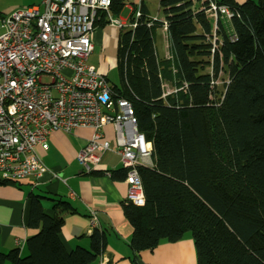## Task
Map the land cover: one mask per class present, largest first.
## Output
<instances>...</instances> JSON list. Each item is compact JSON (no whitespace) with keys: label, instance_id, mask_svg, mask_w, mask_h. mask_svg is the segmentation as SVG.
<instances>
[{"label":"trees","instance_id":"trees-1","mask_svg":"<svg viewBox=\"0 0 264 264\" xmlns=\"http://www.w3.org/2000/svg\"><path fill=\"white\" fill-rule=\"evenodd\" d=\"M211 1L233 12L230 20L218 15L215 30ZM128 3L113 0L111 12ZM159 6L169 57L158 56L154 27L162 24L148 25L144 3L137 25L118 40L115 93L134 108L153 159L152 167L138 168L144 204L122 205L133 227L131 247L154 249L190 232L198 264H264V0H159ZM100 16L97 24L106 23ZM164 80L174 91L165 94ZM111 176L125 178L126 169ZM40 197L31 196L29 225L38 232L27 239V253L0 252V264H94L105 231L94 228L89 248L68 251L60 233L66 216L79 211L57 197L50 198L49 215Z\"/></svg>","mask_w":264,"mask_h":264},{"label":"built area","instance_id":"built-area-1","mask_svg":"<svg viewBox=\"0 0 264 264\" xmlns=\"http://www.w3.org/2000/svg\"><path fill=\"white\" fill-rule=\"evenodd\" d=\"M113 0H41L0 16V179L20 181L49 168L37 145L56 130L93 128L77 158L90 173L112 150L105 130L112 126L115 151L126 169V201L145 202L139 166L152 167V146L139 130L131 103L115 93L107 77L88 62L101 14L112 27L134 28L141 6L123 20L111 12ZM211 10L226 20L233 12L215 1ZM167 21L156 16L149 26ZM231 39L234 40L232 36ZM45 77L49 81L44 80ZM105 174L111 176V171ZM91 226L97 215L90 214Z\"/></svg>","mask_w":264,"mask_h":264},{"label":"crops","instance_id":"crops-1","mask_svg":"<svg viewBox=\"0 0 264 264\" xmlns=\"http://www.w3.org/2000/svg\"><path fill=\"white\" fill-rule=\"evenodd\" d=\"M129 1L127 5L132 8L131 14L134 8L144 3L148 15L153 17L145 0H139L138 4ZM236 1L243 3L247 0ZM127 5L125 9L129 8ZM124 8L118 15L112 14L121 18ZM212 16L215 30L218 15L212 12ZM121 31L118 32L107 21L104 24H96L94 50L99 44L103 47L114 46L118 53ZM109 63L110 61L107 60L106 63L102 58L99 67L92 65L108 79L106 73L110 68ZM112 63L117 64V57ZM165 81L170 86L169 89L165 88ZM164 90L165 94L174 91L170 80H164ZM93 133L94 130L90 127H79L71 133L61 130L51 132L37 145V153L49 168L46 173L28 176L20 181L0 182V252L20 248L23 255L27 253V239L38 232L37 228L29 225L31 196L34 194L41 196L45 212L49 215L54 214L53 201L50 198L57 197L70 201L79 211L77 214L66 216L60 233L68 251L77 246L89 248L90 234L94 228L105 231L106 246L94 264H198L190 232L176 242L162 240L154 249L139 252L132 249L130 241L133 227L122 206L126 201L128 189L125 178L88 173L77 158L79 150L87 145ZM105 138L110 141L112 150L102 155V163L98 169L119 172L123 165L119 155L113 151L116 147V136L112 126L105 130ZM91 211L97 215L96 227L91 226Z\"/></svg>","mask_w":264,"mask_h":264},{"label":"rangeland","instance_id":"rangeland-1","mask_svg":"<svg viewBox=\"0 0 264 264\" xmlns=\"http://www.w3.org/2000/svg\"><path fill=\"white\" fill-rule=\"evenodd\" d=\"M40 2L41 0H0V16L8 15L16 9L27 7L32 4H39ZM128 2L130 1L128 0ZM131 2L138 4L139 0H131ZM145 2L152 16L158 15L159 19L161 20L165 19L163 12L159 6V0H145ZM127 7L129 8H126V9L124 8L125 10L122 11L121 18L129 19L130 14L132 12V8L129 5H127ZM212 19H214L213 16H212ZM212 24L213 26L215 25L214 21ZM116 30L119 32L120 29L116 28ZM154 45H155L159 58L164 59L171 55L169 36H168L167 30L162 25H157L154 27ZM116 57H117L116 47L114 46L107 47V45H104L103 47L102 45L97 44L95 50L93 51L92 55L89 58V62L90 64H94L96 67H99L101 65L102 58L106 60V63H107V60L110 61L109 63L110 68L106 74L108 76L109 81L112 84L119 86L120 79H119L118 67H117V64L112 63L114 60H116ZM44 80L49 81V78L45 77ZM165 83H166L165 88L169 89L170 86L167 84L166 81ZM221 84H220V87L222 89Z\"/></svg>","mask_w":264,"mask_h":264}]
</instances>
